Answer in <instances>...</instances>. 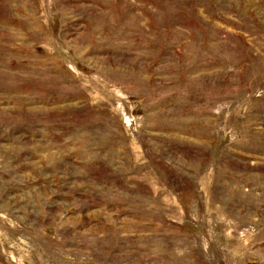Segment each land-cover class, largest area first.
I'll use <instances>...</instances> for the list:
<instances>
[{"label":"rangeland","instance_id":"1","mask_svg":"<svg viewBox=\"0 0 264 264\" xmlns=\"http://www.w3.org/2000/svg\"><path fill=\"white\" fill-rule=\"evenodd\" d=\"M0 264H264V0H0Z\"/></svg>","mask_w":264,"mask_h":264}]
</instances>
